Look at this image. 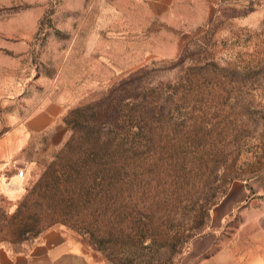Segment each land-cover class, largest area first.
I'll return each mask as SVG.
<instances>
[{"label": "rangeland", "instance_id": "374dc122", "mask_svg": "<svg viewBox=\"0 0 264 264\" xmlns=\"http://www.w3.org/2000/svg\"><path fill=\"white\" fill-rule=\"evenodd\" d=\"M178 29L134 0H0V134L62 110L8 165L1 244L60 225L93 264H194L214 209L264 186V0Z\"/></svg>", "mask_w": 264, "mask_h": 264}, {"label": "crops", "instance_id": "0c3cea01", "mask_svg": "<svg viewBox=\"0 0 264 264\" xmlns=\"http://www.w3.org/2000/svg\"><path fill=\"white\" fill-rule=\"evenodd\" d=\"M145 3L153 18L163 19L181 33L211 22L226 6L244 7L254 0H134ZM182 29V30H181ZM61 106L50 102L28 118L0 134V189L14 194L24 180L10 163L27 161L26 146L34 135L49 129L61 114ZM241 198L212 215L216 224L204 236L192 240L188 251L194 264H264V186L254 181L238 183ZM225 229V230H224ZM224 231V233H222ZM0 264H93L82 242L65 226L53 225L34 239L11 246L0 243Z\"/></svg>", "mask_w": 264, "mask_h": 264}, {"label": "built area", "instance_id": "2783aa9c", "mask_svg": "<svg viewBox=\"0 0 264 264\" xmlns=\"http://www.w3.org/2000/svg\"><path fill=\"white\" fill-rule=\"evenodd\" d=\"M24 171H25V170H23V169H19V170L16 172V174H17L18 176H23V175H24Z\"/></svg>", "mask_w": 264, "mask_h": 264}]
</instances>
